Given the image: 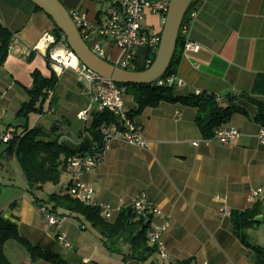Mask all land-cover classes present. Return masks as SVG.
<instances>
[{"label": "crops", "instance_id": "obj_1", "mask_svg": "<svg viewBox=\"0 0 264 264\" xmlns=\"http://www.w3.org/2000/svg\"><path fill=\"white\" fill-rule=\"evenodd\" d=\"M59 1L69 12L82 13L91 27L105 20L107 4L102 0ZM191 12L196 16L190 23L188 39L198 49H181L175 74L182 85L172 89L179 100L162 101L133 116L142 129L146 147L113 140L96 165L81 176V181L93 189L94 201L111 206L109 222L131 208L141 194L150 206L160 209L169 222L162 233L167 258H160L155 251L145 261L137 260L130 256L129 245L122 242L111 251L98 232L88 233L68 219L62 229L69 243L75 241V252L71 254L72 244L64 247L58 243L56 230L33 203L17 160L4 152L0 139V214L16 224L21 239L57 254L64 264H90L95 253L105 264H173L183 260H189V264H255L253 251L236 238L230 217L220 216L219 208L224 204L231 211L248 209L253 205L248 195L261 188L256 202H262L264 213V143L258 139L264 127L253 119L257 109L252 102L264 103V0H199ZM0 24L12 33L8 54L0 65V135L7 128L19 134L23 126L40 127L48 134L47 139L65 136V146L80 151L81 134L85 132V140H91L86 131L91 116L83 121L77 114L89 102L71 104L75 122L80 124L65 117L45 119V114L67 110L64 101L74 74L53 69L45 48L34 49L44 34L53 35L51 18L28 0H0ZM162 26L158 14H145L143 28L161 33ZM109 51L112 58L119 53L111 46ZM145 58L146 51L138 50V67L144 66ZM34 71L45 78L53 71L57 77L49 111L43 101L42 113L18 116L21 105L29 100ZM202 92L213 94L221 106L235 104L246 110L247 114L234 113L223 124L239 132L232 144L206 140L200 133L194 120L196 109L183 99ZM123 102L128 112L136 109L129 92ZM50 133H54L53 138ZM70 175V171L62 174L64 191ZM47 185L51 184H45L38 197L46 198L42 194ZM257 219L260 223L248 229L247 235L250 243L264 248L262 215ZM162 222L161 218L155 219L157 224ZM3 251L11 264H52L42 259L31 261L26 248L16 240L6 241Z\"/></svg>", "mask_w": 264, "mask_h": 264}, {"label": "built area", "instance_id": "obj_2", "mask_svg": "<svg viewBox=\"0 0 264 264\" xmlns=\"http://www.w3.org/2000/svg\"><path fill=\"white\" fill-rule=\"evenodd\" d=\"M107 4L105 9V20L103 24L97 27H91L80 12H69L75 26L91 51L99 58L115 65L118 68L136 71L137 51L144 49L146 58L144 65L148 67L152 62L148 55H155L159 43L160 32L148 30L142 27V21L146 13L158 14L164 24L166 12L170 0H102ZM196 16L195 12L189 14V19L181 23L179 35L183 39L184 51H196L198 46L188 39L190 23ZM111 47L119 50L115 58H112L109 51ZM45 48V57L53 69L71 70L77 81L81 84L82 93L89 99L88 107L78 112L77 118L87 121L94 110L108 111L114 117L111 123H103L99 127L101 141L92 142L86 150L75 152L68 159V171L70 179L68 182L67 192L73 199L79 202L99 208L101 216L110 221L112 208L108 204L96 203L93 199L94 191L81 181V176L91 170L101 159L104 152L109 148L113 140H122L132 146L144 148L147 146L141 127L129 116L126 110L123 96L127 92L126 86L117 84L106 79L83 65L74 53L69 49L64 37L56 41L52 34H44L34 49ZM155 87H180L182 81L176 77V74H170L165 77H159L151 83ZM53 89L45 90L44 105L46 111L52 100ZM217 100V99H216ZM94 104L96 106L94 107ZM13 128H7L0 135L3 143L8 142L14 135ZM239 132L235 128H227L224 125L217 126L213 129V135L209 139H214L223 145L232 144ZM86 133L81 134L80 141H84ZM64 139V140H63ZM65 136H60L58 144H65ZM206 139V140H209ZM258 139L264 143V130L258 133ZM192 144L196 145V142ZM262 191L261 188L252 190L248 195L250 203L256 202V197ZM121 203V202H120ZM131 209L144 220L147 225V242L153 247L160 258L166 259L165 247L162 241V233L169 226L167 218L160 209L150 206L147 197L144 194L137 196L131 205ZM39 212L46 220V223L56 230V239L64 247H70L66 233L63 231V224L69 219L66 212L51 211L48 206L41 205L38 207ZM220 216L230 217L231 210L222 205L219 208ZM161 218V224L155 223V219Z\"/></svg>", "mask_w": 264, "mask_h": 264}, {"label": "trees", "instance_id": "obj_3", "mask_svg": "<svg viewBox=\"0 0 264 264\" xmlns=\"http://www.w3.org/2000/svg\"><path fill=\"white\" fill-rule=\"evenodd\" d=\"M198 1L192 0L182 23L188 21L189 14ZM35 7L39 9L37 6ZM52 33L56 41L61 40L62 34L55 25ZM11 38L12 33L0 24V65L3 64L8 54ZM183 43L182 37L178 34L173 57L162 77L175 74ZM154 57L155 55L151 58V62H153ZM146 68L144 65L143 67H137L136 70L142 71ZM32 79V87L28 90L29 100L21 105L18 116L26 117L30 112L42 113L44 90L53 88L57 82V77L53 71H51L48 78L43 77L38 71H34ZM125 86L127 92L133 96L136 103V109L129 112V116L132 118L135 115H139L146 107H156L162 101L179 100L172 95L173 88L155 87L152 84H125ZM183 101L196 109L194 120L205 139L211 138L213 129L226 124L234 113L247 114L246 110L235 104L226 107L221 106L216 97L210 93L192 94L183 99ZM38 102L39 105L36 106ZM252 102L257 109L253 119L264 127V103ZM113 121L114 117L110 112L94 110L91 113L89 127L86 129L91 140H84L81 150H86L92 142L99 143L101 141L99 127L103 123H111ZM47 135L40 127L27 129V126H23L21 133L14 134L8 142L3 143L5 146L4 152L13 155L17 160L26 179L28 191L33 197V203L36 206H48L51 211L60 210L78 219H85L99 233L104 245L111 251L115 250L113 247L115 248L118 242H122L129 245L130 256L137 260L145 261L150 255L155 253V249L149 246L147 242V225L144 223L143 218L138 216L131 208L122 210L114 222H109L101 216L99 208L85 205L73 199L67 190L50 193L45 199L36 195L43 190L45 184L57 185L60 182L62 174L68 172V159L77 152H73L65 144H58L57 140L47 139ZM260 215H262V221L264 222L261 201L255 202L248 209L231 211L230 214L233 233L244 246L253 251L255 264H264V248L250 243L247 231L260 223L257 219ZM8 240H16L22 244L28 251L31 261L42 259L52 264H64L57 254L41 250L21 239L18 235L16 224L4 219L0 214V264H11L3 251V246ZM173 264H189V260Z\"/></svg>", "mask_w": 264, "mask_h": 264}, {"label": "water", "instance_id": "obj_4", "mask_svg": "<svg viewBox=\"0 0 264 264\" xmlns=\"http://www.w3.org/2000/svg\"><path fill=\"white\" fill-rule=\"evenodd\" d=\"M46 13L77 59L94 73L117 84L147 85L166 72L173 57L179 28L192 0H170L153 62L142 71H128L96 56L81 37L69 11L59 0H28Z\"/></svg>", "mask_w": 264, "mask_h": 264}, {"label": "rangeland", "instance_id": "obj_5", "mask_svg": "<svg viewBox=\"0 0 264 264\" xmlns=\"http://www.w3.org/2000/svg\"><path fill=\"white\" fill-rule=\"evenodd\" d=\"M153 57V55H151V58ZM70 75V73H69ZM69 84H70V91L66 92L67 93V99L64 101L67 106V110H57L56 113H54L52 116L45 114L46 115V120L48 121H53L54 119H58L61 120L62 117H65V119L69 120L72 123H76L78 124L79 121L75 122V114L72 112V107L71 104H73V102H76L78 104H88V98L85 96L80 95L82 93V88L79 87V85L77 84V80L76 77L74 76V74L71 76V79L69 80ZM61 91V88H59V92ZM83 94V93H82ZM96 106V104H94V107ZM80 124V123H79ZM51 138L54 137V133H50ZM65 176H62L60 179V182L57 185H47L44 188L43 191V196L46 197L48 194L53 193V192H61L64 191V182ZM69 220L72 221L73 223L77 224L80 226V228H85L87 230V232H94L95 234H97V231L91 227L90 223L88 221H86L85 219H77L74 216H69ZM70 243L72 244V247L69 249V252H71V254H73L74 251V246H75V241L69 240ZM72 241V242H71ZM89 253V252H88ZM155 258V256H154ZM92 262L90 264H105L104 263V259H100V256L95 253L92 257Z\"/></svg>", "mask_w": 264, "mask_h": 264}, {"label": "bare ground", "instance_id": "obj_6", "mask_svg": "<svg viewBox=\"0 0 264 264\" xmlns=\"http://www.w3.org/2000/svg\"><path fill=\"white\" fill-rule=\"evenodd\" d=\"M58 69V68H57Z\"/></svg>", "mask_w": 264, "mask_h": 264}]
</instances>
